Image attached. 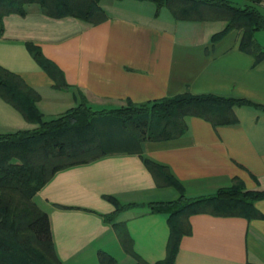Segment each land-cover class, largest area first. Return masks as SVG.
<instances>
[{
  "label": "crops",
  "instance_id": "obj_1",
  "mask_svg": "<svg viewBox=\"0 0 264 264\" xmlns=\"http://www.w3.org/2000/svg\"><path fill=\"white\" fill-rule=\"evenodd\" d=\"M243 5L246 0H233ZM106 19L90 23L46 14L40 4L3 18L0 66L18 74L40 93L44 119L82 102L96 110L152 102L190 92L245 99L235 106L238 121L214 124L186 116L187 131L168 140H148L141 153L119 152L58 171L35 195L50 218L53 241L64 264H137L115 223H123L135 253L150 264L166 258L169 212H150L151 203H176L183 193L198 197L241 180L247 190H264V59L241 50L242 31L219 40L223 20L176 18L151 0H101ZM264 14V0L259 4ZM264 47V30L255 35ZM40 49L58 69L55 79L30 51ZM263 107V108H262ZM0 96V133L34 129ZM166 169L183 192L157 179L146 164ZM116 200L135 207L117 212ZM259 216L223 215L211 210L189 216L174 264H264V199ZM115 214V220L107 216Z\"/></svg>",
  "mask_w": 264,
  "mask_h": 264
},
{
  "label": "trees",
  "instance_id": "obj_2",
  "mask_svg": "<svg viewBox=\"0 0 264 264\" xmlns=\"http://www.w3.org/2000/svg\"><path fill=\"white\" fill-rule=\"evenodd\" d=\"M160 9L168 6L176 18L223 20L224 29L214 35L219 40L230 31H242L240 48L255 57L264 59V47L255 35L264 30V14L259 9L263 0H246L243 5L233 0H151ZM101 0H0V37L3 18L11 13H25V5L40 4L51 16H75L90 23L106 19ZM30 51L55 79L60 81L57 68L44 57L40 49L29 45ZM0 96L19 110L25 119L38 123L34 129L0 133V264H64L53 241L48 213L35 201V195L60 170L88 163L99 157L119 153H141V144L148 140H168L180 137L187 131L186 116H199L214 124H231L238 121L235 106L254 104L245 99L195 95L190 92L152 102L128 101L111 109L96 110L85 96L82 102L66 112L44 119L38 107L41 95L30 87L20 75L0 66ZM263 108V107H262ZM264 109V108H263ZM147 166L164 183L183 192L182 185L158 164L146 160ZM112 199V198H110ZM264 199V190H247L244 183L235 179L230 187L216 193L186 197L183 193L176 203H151L150 212H169L171 229L168 253L155 264H174L183 235L190 233L188 218L191 214L211 210L217 214L250 217L259 216L254 202ZM117 205V212L135 207L134 204ZM114 221L115 214L107 216ZM127 251L137 258V264H150L133 250L132 238L123 223L114 224ZM102 264H114V259L100 252Z\"/></svg>",
  "mask_w": 264,
  "mask_h": 264
}]
</instances>
